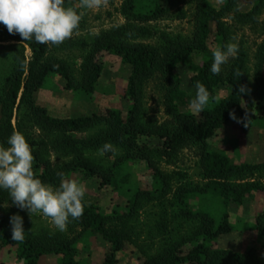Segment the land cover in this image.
I'll list each match as a JSON object with an SVG mask.
<instances>
[{
	"label": "trees",
	"instance_id": "trees-1",
	"mask_svg": "<svg viewBox=\"0 0 264 264\" xmlns=\"http://www.w3.org/2000/svg\"><path fill=\"white\" fill-rule=\"evenodd\" d=\"M79 2L69 0V7L80 12ZM188 2H193L196 9L191 37L163 32L165 40L161 45L143 40L154 32L148 25L151 21L162 19L175 9L178 18H185L186 11L181 6ZM242 4V0H226L220 5L213 0H123L119 12L126 23L86 36L83 42L66 39L59 45L24 42L19 34H9L6 26L0 24V42L11 47L13 62L0 87V144L7 146L12 132H21L32 148L33 171L44 183L59 186L62 180L72 179L74 175L80 181L93 180L94 192L110 191L104 201H113L115 193L128 186V174L122 173L127 162L143 160L155 177L152 188L138 187L124 209L112 208L105 212L101 202H89L84 197L82 216L69 221L81 228L76 235L60 231L33 233L24 229L23 241L12 239L13 212L6 207L12 202L9 193L0 189V264H6L5 257L15 264H41L47 255H60L62 264H82L77 241L86 233L108 245L103 260L97 264H120L119 254L126 248L134 251L141 264H264L255 246L238 251L219 247L217 241L221 234L235 230L233 219L237 210L229 209L230 204L242 206L247 201L256 203V197L258 202L264 198V161L235 162L224 151L212 149L209 142L232 120L230 113L241 122L264 119V42L258 46L252 77L243 41L219 75L210 71L213 50L230 40L227 17L231 15L243 24H254L261 19L264 0H254L247 9ZM81 21L74 31L80 29ZM78 44L88 47V51L76 76L72 65L57 51ZM104 53L117 55L131 66L123 91L129 102L126 113L107 106L88 115L57 117L37 101L36 92L52 88L59 79L65 81L66 89L94 92L104 69L100 58ZM193 57H197L196 63L191 62ZM185 64H189L192 72L191 84L195 86L199 81L210 93L203 111L183 107L187 94L180 68ZM156 76L164 88L163 102L166 113L171 116L169 123H157L145 115V83ZM241 86L245 87L244 93L239 92ZM15 115L17 125L13 122ZM26 123L37 126L40 135H25ZM83 132L91 133L82 137L75 135ZM105 143L120 149L118 156L107 165L88 154ZM191 145L199 149L205 182L184 181L175 186V173L163 170L160 161L175 162L181 150ZM52 152L69 159L53 163ZM210 191L219 195L226 207L221 220L193 205L199 194ZM170 195L172 213L192 222V226L181 237L167 239L159 251L149 254L134 238L131 224L139 216L145 200H164ZM261 205L255 224L264 248V201Z\"/></svg>",
	"mask_w": 264,
	"mask_h": 264
},
{
	"label": "rangeland",
	"instance_id": "rangeland-1",
	"mask_svg": "<svg viewBox=\"0 0 264 264\" xmlns=\"http://www.w3.org/2000/svg\"><path fill=\"white\" fill-rule=\"evenodd\" d=\"M213 1L216 5L226 2V0ZM122 2L123 0H102L99 7L92 9H82L79 2L78 7L79 11L83 13V22L81 21L82 25L80 29L74 31L73 35L67 40L74 43L83 42V38L86 36L97 34L101 31L109 30L115 25L126 23L125 18L119 12ZM253 2L254 0H242V8L247 9L251 7ZM64 6L66 8L69 7V0H65ZM181 7L186 11L185 18H178L176 14L178 10L175 9L168 16L151 21L148 25L154 29V32L146 36L143 40L154 45H161L165 40L163 38V32L171 35L191 37L195 29V4L188 2ZM260 18L254 24L239 23L231 15L226 20L230 31L229 43L238 45L240 41H243L245 44L251 77L254 73L255 55L257 54L258 46L264 42V11L261 13ZM6 45L8 43L0 42V87L6 75L9 74L10 66L13 63L11 62V47H7ZM67 48L59 49L57 54L72 65L76 76H78L81 70V62L84 60L88 47L78 44L68 46ZM100 58L104 69L101 78L95 85L96 89L94 92L90 93L87 91H72L66 89L64 86L65 81L59 79L52 88L47 87L36 92L35 96L37 101L45 105L51 115L57 117L88 115L98 111L99 108L104 109L107 106L120 109L123 113H126L129 102L125 98L123 91L131 73V66L122 62L121 58L114 54L104 53ZM197 61V57H193L191 62L196 63ZM180 70L183 75V87L188 97H186L183 107L194 111L189 106L190 100L194 98L196 92L195 86L190 82L192 72L189 70V64L183 65ZM163 90L164 88L159 76L145 83L143 95L145 115L157 123H169L171 120V116L166 113L164 107ZM13 120H15L17 125L16 115ZM237 120H230L222 130L209 139L211 148L224 151L235 162L257 163L264 161V119H254L250 122H241L240 120V122H237ZM246 122L247 126H245ZM244 128L245 130H241ZM23 129L25 135L32 137H38L40 135V130L35 125L26 123ZM91 132L75 133V135L82 137L89 135ZM114 148V152H106L103 156L99 154V149L89 151L88 154L92 158L107 165L113 162L115 157L118 156V153H120L119 148ZM50 156L53 163H60L69 159L68 157H62V155L56 152H52ZM199 160V149L191 145L181 150L179 158L175 162L170 163L161 160L160 166L167 172L175 173V186L179 182L185 183L184 181L191 184H203L205 180L201 174ZM125 168L122 173L128 174L126 178L128 186L123 187L120 193L117 191L113 201L107 199L104 201V198L110 195L109 190L104 193L94 192L96 188L95 181H80L75 175L72 179L82 183L85 186V198L89 202H101L105 212L112 210V208L124 209L128 200H130L138 187L147 185L152 188V184L155 181L152 170L143 160L127 162ZM171 197L170 195L164 200H145L140 209L139 216L131 224L134 238L149 254H154L159 251L167 239L181 237L192 226V222L177 217L172 213L170 209ZM263 199L260 198L258 202L256 197V203L247 201L242 206L230 204L229 209L232 211L237 210L235 211L236 213L233 219L236 227L231 233L221 234L218 237L219 247L243 251L255 246L259 249L260 256L264 258L262 236L256 230L255 224V216L262 209L261 204L264 201ZM193 203L195 207L209 211L217 220L222 219L226 210L221 197L211 191L199 194L198 198L193 200ZM6 207L12 210L13 214H19L23 217V226L26 230L33 233L59 231L52 224L50 218L45 217L40 212L30 215L27 210H21L12 203H7ZM80 230V227H75L69 222L67 229L63 232H70L76 235ZM77 244L79 246V259L82 264H97L101 262L108 246L101 238L88 233L80 237ZM3 259L6 264H15V262L9 261L6 257ZM119 259L120 264H141V259L135 255L131 248L122 250L119 254ZM41 264H62V261L60 255H47L42 258ZM232 264L236 263L233 262Z\"/></svg>",
	"mask_w": 264,
	"mask_h": 264
},
{
	"label": "clouds",
	"instance_id": "clouds-1",
	"mask_svg": "<svg viewBox=\"0 0 264 264\" xmlns=\"http://www.w3.org/2000/svg\"><path fill=\"white\" fill-rule=\"evenodd\" d=\"M65 0H0V24L9 34H19L24 42L59 45L73 35L82 19V12L65 7ZM102 0H80L82 9L99 7ZM238 52V45L227 43L212 52L210 71L219 75L222 66ZM194 98L189 106L196 112L203 111L209 103L210 93L206 86L197 81ZM240 93L245 87L239 88ZM234 120V113L229 114ZM237 122H240L237 120ZM247 126V122L245 123ZM115 151L114 145L105 143L99 154ZM32 148L25 136L13 131L7 138V146L0 144V189L9 193L12 204L21 210L40 212L50 218L61 232L67 229L71 219L82 216L84 211L85 186L74 179H64L59 186L44 183L33 171ZM63 176V173H58ZM12 239H25L24 220L19 214L10 217Z\"/></svg>",
	"mask_w": 264,
	"mask_h": 264
},
{
	"label": "water",
	"instance_id": "water-1",
	"mask_svg": "<svg viewBox=\"0 0 264 264\" xmlns=\"http://www.w3.org/2000/svg\"><path fill=\"white\" fill-rule=\"evenodd\" d=\"M26 47L28 48L29 46L26 44ZM29 49V48H28ZM13 122H14V125H16V122H15V120H13Z\"/></svg>",
	"mask_w": 264,
	"mask_h": 264
}]
</instances>
